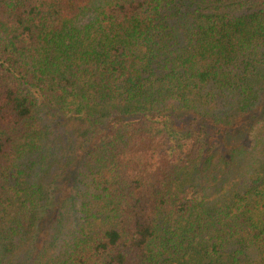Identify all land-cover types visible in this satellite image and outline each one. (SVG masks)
I'll use <instances>...</instances> for the list:
<instances>
[{"label":"trees","instance_id":"16d2710c","mask_svg":"<svg viewBox=\"0 0 264 264\" xmlns=\"http://www.w3.org/2000/svg\"><path fill=\"white\" fill-rule=\"evenodd\" d=\"M0 264H264V0H0Z\"/></svg>","mask_w":264,"mask_h":264},{"label":"rangeland","instance_id":"374dc122","mask_svg":"<svg viewBox=\"0 0 264 264\" xmlns=\"http://www.w3.org/2000/svg\"><path fill=\"white\" fill-rule=\"evenodd\" d=\"M81 125H82V124H80L79 121H77V122L70 121V122H69V120H67L66 123H65V126H66V128H67V131H66V132H67L68 137H69L70 134H71V132H70V128H72V127H76V126H81ZM245 136H248V134H245ZM238 139L240 140V142H236L237 145H239V144H243L244 141H245V139H243V138H242V139L237 138L236 140L239 141ZM251 139L253 140V138H251ZM253 141H254V140H253ZM255 144H256V141H254V146H255ZM230 148L232 149V146H230ZM241 151H242V150H241ZM79 154H80V151H79ZM260 159H261V158H260ZM239 161H241L240 158H236V157L233 156V160L231 161L230 166H225V165L223 166V165H222V166H220V167L224 170V173H226L227 175L230 173V172H228V171H229V170H228L229 168H232V170H234V171H235V170H239L240 167H241L244 171L249 169V167H248L249 164H248V165L245 164V166H241V164H239L238 167H237L236 164H237V162H239ZM236 167H237V169H236ZM226 171H227V172H226ZM237 173H238V171H235V173H234V174L236 175V177H238V176H237ZM216 176H218V175H216V174H214V173H211V174H210V179H214ZM202 180H203L204 182H206V179H205V178H202ZM70 196H71V194H69V196L66 197V199H69ZM72 202H73V201H72V199H71V201H69V204H70L69 207H65L64 210H67V209L70 210V208H71V203H72ZM61 217H62V215H61ZM62 220H63V219H62ZM55 223H56V222H54L52 226H55ZM59 223H60V222H59ZM58 229H59L58 226H57V227H54V228H51L50 233H51V234H56V232L58 231ZM53 236H54V235H51V236H50L51 239L53 238ZM49 240H50V238H49ZM48 242H49V241H48ZM48 242H46L45 246H43L44 243H45V242H44L42 246H43V248H45V247H46V248H49V249H50V250H49V253H51V252L53 251V247H52V245H51L50 243L48 244ZM42 246H41V247H42ZM43 248H42V249H43ZM38 256H39V255H38ZM39 258H40V256H39Z\"/></svg>","mask_w":264,"mask_h":264}]
</instances>
